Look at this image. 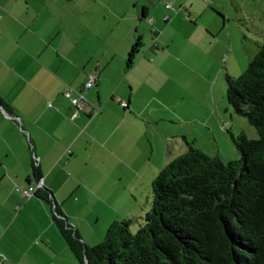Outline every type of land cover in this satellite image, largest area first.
Returning <instances> with one entry per match:
<instances>
[{"label": "crops", "instance_id": "obj_1", "mask_svg": "<svg viewBox=\"0 0 264 264\" xmlns=\"http://www.w3.org/2000/svg\"><path fill=\"white\" fill-rule=\"evenodd\" d=\"M211 1L0 0L3 264H78L48 204L17 187L43 179L68 222L93 246L111 222L133 219L131 203L147 197V185L152 199L153 179L188 143L202 150L196 128L212 133L214 121L170 103L176 91L168 93L163 69L153 67L157 56L146 37L152 32L161 39L178 20L201 25L197 3ZM139 37L143 47L128 66ZM168 39L166 46L175 41ZM90 75L97 78L87 89ZM66 90L85 94L86 107L75 117Z\"/></svg>", "mask_w": 264, "mask_h": 264}, {"label": "trees", "instance_id": "obj_2", "mask_svg": "<svg viewBox=\"0 0 264 264\" xmlns=\"http://www.w3.org/2000/svg\"><path fill=\"white\" fill-rule=\"evenodd\" d=\"M129 52L131 66L141 48ZM227 100L258 138L232 134L239 153L224 161L188 143L152 181L144 222L115 220L87 245L46 188L37 191L78 264H264V36L245 72L225 75Z\"/></svg>", "mask_w": 264, "mask_h": 264}, {"label": "rangeland", "instance_id": "obj_3", "mask_svg": "<svg viewBox=\"0 0 264 264\" xmlns=\"http://www.w3.org/2000/svg\"><path fill=\"white\" fill-rule=\"evenodd\" d=\"M197 7L201 25L184 27L181 26L184 23L178 20L175 27L165 30L161 39L148 32L147 47L157 56L153 67L163 69L162 81L167 85L168 93L172 89L176 91L170 97V103L176 107L179 105L185 115L194 114L200 118L211 115L214 121L212 133H206L200 126L195 127L199 130L197 145L207 154L229 161L239 157L232 134L244 132L251 139L258 138L255 127L246 117L235 113L228 103L225 75L239 76L245 72L262 44L264 0H212L210 3H197ZM182 14L185 15L184 11ZM170 37L175 41L166 46L164 40L168 41ZM166 113L169 115V112ZM167 125L172 124L169 121ZM188 128L187 124L182 130ZM155 172L156 175L158 171ZM149 173L152 174V171ZM148 189V185L143 188L147 197L140 196L131 203L134 216L132 231L143 224L144 216L150 209L151 194Z\"/></svg>", "mask_w": 264, "mask_h": 264}, {"label": "built area", "instance_id": "obj_4", "mask_svg": "<svg viewBox=\"0 0 264 264\" xmlns=\"http://www.w3.org/2000/svg\"><path fill=\"white\" fill-rule=\"evenodd\" d=\"M167 7H172L171 3H167ZM188 18H190L189 15H187ZM148 22L150 25H152L153 19L152 18H148ZM153 32H155V30H153ZM96 75H90L89 81L86 84V88L90 89L96 82ZM65 96L68 97L69 99L72 100V103L74 104V113H73V117L77 116L78 113L82 110L85 109L86 107V97L83 91H77V96L73 97L72 96V92L70 90H66L64 92ZM121 105L123 107L127 106V102L126 101H120ZM99 109H95V113L98 111ZM43 187V179H40L36 182V184L31 185L29 187H17L18 191H21L25 196L27 197H31L33 195H35L37 193V191L39 189H41Z\"/></svg>", "mask_w": 264, "mask_h": 264}, {"label": "water", "instance_id": "obj_5", "mask_svg": "<svg viewBox=\"0 0 264 264\" xmlns=\"http://www.w3.org/2000/svg\"><path fill=\"white\" fill-rule=\"evenodd\" d=\"M2 107L4 108V106L2 105Z\"/></svg>", "mask_w": 264, "mask_h": 264}]
</instances>
